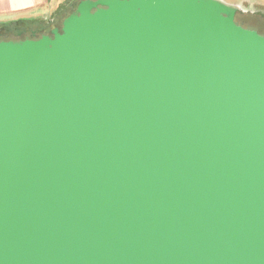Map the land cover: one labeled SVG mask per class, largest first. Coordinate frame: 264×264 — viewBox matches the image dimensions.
Returning a JSON list of instances; mask_svg holds the SVG:
<instances>
[{
  "label": "water",
  "instance_id": "obj_1",
  "mask_svg": "<svg viewBox=\"0 0 264 264\" xmlns=\"http://www.w3.org/2000/svg\"><path fill=\"white\" fill-rule=\"evenodd\" d=\"M64 1L0 19L63 16L0 41V264H264L258 9Z\"/></svg>",
  "mask_w": 264,
  "mask_h": 264
},
{
  "label": "flooded vegetation",
  "instance_id": "obj_2",
  "mask_svg": "<svg viewBox=\"0 0 264 264\" xmlns=\"http://www.w3.org/2000/svg\"><path fill=\"white\" fill-rule=\"evenodd\" d=\"M78 1L79 0H66V1H64L62 12L64 11V13L67 15L74 13L75 4ZM261 12H264V11L261 10ZM261 19H263V18H261ZM263 21H264V19H263ZM263 21H260L259 23H257L258 21H251L250 22V19L248 17V24L263 25L261 27V29L263 28L262 33L264 34V22ZM61 22H62V20H60L59 18L50 19L49 21H47L49 28L47 29V27L44 26L42 28L43 30H42L41 34H37L35 36H30V34L34 35L35 33H29V32H26L24 29H20V28H15V27H11V26L8 28H0V41H3V40L19 41V40H25V39L38 38V37L43 36V35H51L50 31L55 27H57L60 31Z\"/></svg>",
  "mask_w": 264,
  "mask_h": 264
},
{
  "label": "crops",
  "instance_id": "obj_3",
  "mask_svg": "<svg viewBox=\"0 0 264 264\" xmlns=\"http://www.w3.org/2000/svg\"><path fill=\"white\" fill-rule=\"evenodd\" d=\"M59 0H0V19L37 15L54 7Z\"/></svg>",
  "mask_w": 264,
  "mask_h": 264
},
{
  "label": "rangeland",
  "instance_id": "obj_4",
  "mask_svg": "<svg viewBox=\"0 0 264 264\" xmlns=\"http://www.w3.org/2000/svg\"><path fill=\"white\" fill-rule=\"evenodd\" d=\"M244 2L247 3V4H252L253 7H255L256 9H259V10L257 12H255L254 14L237 12V17L243 18V20L239 21V23L241 22V23L245 24L248 27L257 26V27L261 28L263 25H251V24H248V17L250 19V22L251 21H258L257 23H259L260 21H263L264 12H261V10L264 11V0H245ZM261 18H263V19H261Z\"/></svg>",
  "mask_w": 264,
  "mask_h": 264
},
{
  "label": "trees",
  "instance_id": "obj_5",
  "mask_svg": "<svg viewBox=\"0 0 264 264\" xmlns=\"http://www.w3.org/2000/svg\"><path fill=\"white\" fill-rule=\"evenodd\" d=\"M63 16H61V18H62ZM61 18H59V19H61ZM238 19V20H237ZM241 20H243V18H239V17H237V15L235 16V21L238 23V24H241L243 27H248V26H246L245 24H243V23H239V21H241ZM20 23H22L21 21H19ZM250 28H254L255 30H257L259 33H262V29L260 28V27H257V26H253V27H250Z\"/></svg>",
  "mask_w": 264,
  "mask_h": 264
}]
</instances>
